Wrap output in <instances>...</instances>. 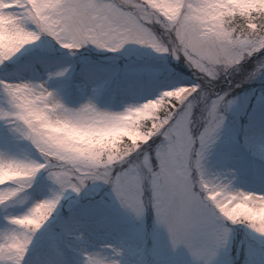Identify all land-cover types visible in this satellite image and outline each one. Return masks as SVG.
I'll return each instance as SVG.
<instances>
[{"label": "clouds", "instance_id": "1", "mask_svg": "<svg viewBox=\"0 0 264 264\" xmlns=\"http://www.w3.org/2000/svg\"><path fill=\"white\" fill-rule=\"evenodd\" d=\"M42 37L73 54L88 45L117 52L138 44L182 62L192 79L118 107L99 102L107 82L83 81L90 94L74 105L49 80L0 79V126L29 146L0 148V207L28 205L0 224V264H26L37 225L49 221L65 193L112 190L115 182L128 202L112 191L121 208L137 223L153 212L169 253L185 248L190 264H219L238 227L264 250V187L245 186L230 160L214 159L242 90L264 84V0H94L82 10L73 0H0V65ZM58 72L66 77L70 69ZM252 155L264 167V150ZM41 172L50 193L29 203ZM173 217L206 220L209 238L192 247L173 243ZM126 251L123 242L82 247L81 264H125Z\"/></svg>", "mask_w": 264, "mask_h": 264}, {"label": "rangeland", "instance_id": "2", "mask_svg": "<svg viewBox=\"0 0 264 264\" xmlns=\"http://www.w3.org/2000/svg\"><path fill=\"white\" fill-rule=\"evenodd\" d=\"M24 50V49H23ZM23 50L13 57L9 62L18 61V57ZM109 51V50H108ZM125 57L132 56L139 60L143 55L150 54L161 56L163 54L155 53L149 48L141 45L130 43L118 51ZM38 61V60H37ZM26 64L15 66L6 74L0 73V79L8 81H18L21 78L33 80H49L51 87L58 89L64 98L71 104H78L90 94L89 89L82 87V82H107L102 89L99 99H102V105L118 107L125 101L137 100L143 102L149 98L169 90V87L175 83L187 82L192 78L185 75L176 74L167 66L160 64L156 59H151L148 64L139 67L138 65H126L125 69L103 67L93 63H87L83 68H78L73 60L61 57H46L36 62V65L25 69ZM22 66V67H21ZM62 68H69L70 74L66 77H53L49 79L50 73L60 71ZM84 70V71H83ZM259 105L262 100H259ZM264 107L257 108L255 115L258 120L253 128H247L243 136L235 127L233 121L229 119L225 131L224 141L218 146L215 161L220 164L226 159L240 169L241 181L249 188L264 187V167L256 161L252 155L253 152L264 150ZM29 147L27 142H17L12 140L7 130L0 126V148H6L11 152H20L22 149ZM51 182L48 181L43 172L38 174L33 182L32 188L27 192L29 203L34 200L42 199L50 193ZM74 196L81 199V194L72 192L65 193L60 204L58 205L53 216H57L63 207L65 200ZM28 205L10 204L7 211L0 207V224L7 223L5 219L8 215L21 214L26 210ZM122 210L114 193H110L108 200H99L97 202H85L81 207L70 212L71 216L66 222V235L63 241V257L65 264H81V248L86 247L88 250H97L107 243L123 242L126 246L125 264H144L143 236L148 235L149 225L146 223V217L142 223H137L126 212L124 218L120 214ZM51 217V218H52ZM50 218V219H51ZM49 219V220H50ZM47 223V222H46ZM45 223V225H46ZM43 225L34 236L33 243L26 256V264H35L37 260L54 259L50 256L45 248L35 250L36 245L42 244L41 231L45 230ZM155 238L153 247L155 252L161 249L162 242L160 232L167 237L166 232L159 228L155 220L151 225ZM71 235H68V231ZM83 231L87 239L83 242L76 241L73 238L74 233ZM49 240V238H48ZM48 243V242H47ZM188 251L181 247L175 255L169 258H162L160 252L157 260H165L166 264H190ZM257 252L251 250L247 256L252 260V264H258L254 259ZM264 256L261 254V257ZM261 259V258H260ZM219 264H233L228 253L220 257Z\"/></svg>", "mask_w": 264, "mask_h": 264}, {"label": "snow or ice", "instance_id": "3", "mask_svg": "<svg viewBox=\"0 0 264 264\" xmlns=\"http://www.w3.org/2000/svg\"><path fill=\"white\" fill-rule=\"evenodd\" d=\"M94 2V0H73L74 5L82 10L83 7L87 6L88 3ZM139 43H143V41H137ZM46 53H41V56H46ZM25 69L31 67V65H25ZM64 73L63 72H55L49 74V79L53 77H60ZM12 140L16 141L14 137ZM25 140L28 139L27 136L24 137ZM40 163H43L41 160ZM56 183H62L59 181L58 177H50ZM82 182V181H81ZM75 187V186H73ZM79 192V189H75ZM112 191L115 193L116 197L121 198V203L127 206L128 202L124 198V189L122 188L120 182H115L112 186ZM62 198V197H61ZM135 211V209H132ZM6 220L10 218L8 216L5 217ZM169 227L172 231L173 243H186L189 247L193 245H198L203 242L205 239L209 238L208 234L204 231L207 227V221L203 219H197L195 217H184V218H170ZM38 229L42 227L37 225ZM68 235H71V231H68ZM63 241H64V233H53L50 235L47 250L50 256H54V259H46L44 261L37 260L35 264H65V261L62 259L63 257ZM205 254H208L210 250H204Z\"/></svg>", "mask_w": 264, "mask_h": 264}]
</instances>
